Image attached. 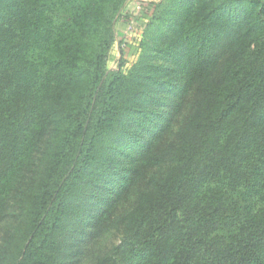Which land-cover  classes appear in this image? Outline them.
Instances as JSON below:
<instances>
[{
  "label": "trees",
  "instance_id": "trees-1",
  "mask_svg": "<svg viewBox=\"0 0 264 264\" xmlns=\"http://www.w3.org/2000/svg\"><path fill=\"white\" fill-rule=\"evenodd\" d=\"M133 1L0 0V264H264V0Z\"/></svg>",
  "mask_w": 264,
  "mask_h": 264
},
{
  "label": "rangeland",
  "instance_id": "rangeland-1",
  "mask_svg": "<svg viewBox=\"0 0 264 264\" xmlns=\"http://www.w3.org/2000/svg\"><path fill=\"white\" fill-rule=\"evenodd\" d=\"M131 2L137 3L138 1H133V0H126V4H130ZM114 27L115 30H117L118 36H116V40L109 52L108 55V59H107V63H106V69L108 70V74L111 71H114L116 69H120L119 71L126 74L128 73V71L130 70V68L132 67V65L136 62L137 57L130 55L129 53L125 54L124 58L122 61H120V56H119V49H127L128 52L131 51L130 46L129 45L132 44L136 47H139V41L141 39V37L138 34V31L134 37V39H132V36L130 38H126L127 36H120V27H119V23H118V17L116 18L115 22H114ZM127 40V43L124 42V40ZM121 39L122 43H119V40ZM124 46H123V45ZM131 45V46H132ZM117 46V48H116ZM130 47V48H129ZM119 63L121 64V66H119ZM170 166L168 165H163V166H156L154 168L151 169V172H157L159 170H164V169H168ZM126 208V205H120L118 207V210L115 213V220L119 219V214L122 213ZM15 221L12 219H9L7 221L6 224H4V229L5 230H1L0 232V236L2 237L4 235V233L8 230H10V228L14 226ZM115 228H111V229H106L102 232V235L96 240L93 241L91 243H87L88 247L85 248L83 254L81 255V257L79 258L78 263L76 264H96L97 261L100 259L101 256H103V254H105L107 251H109L114 245H116L119 242L120 239V235H119V227H117L115 225ZM9 232V231H8ZM86 245V246H87Z\"/></svg>",
  "mask_w": 264,
  "mask_h": 264
},
{
  "label": "built area",
  "instance_id": "built-area-1",
  "mask_svg": "<svg viewBox=\"0 0 264 264\" xmlns=\"http://www.w3.org/2000/svg\"><path fill=\"white\" fill-rule=\"evenodd\" d=\"M138 3V2H137ZM141 10V7L137 4L136 5V8H135V11L136 12H138V11H140ZM133 26H134V21L133 20H131L128 24H127V26H126V28H125V33L127 32V33H131V31L133 30Z\"/></svg>",
  "mask_w": 264,
  "mask_h": 264
},
{
  "label": "crops",
  "instance_id": "crops-1",
  "mask_svg": "<svg viewBox=\"0 0 264 264\" xmlns=\"http://www.w3.org/2000/svg\"><path fill=\"white\" fill-rule=\"evenodd\" d=\"M153 1H155V0H153ZM116 48H117V46H116Z\"/></svg>",
  "mask_w": 264,
  "mask_h": 264
}]
</instances>
